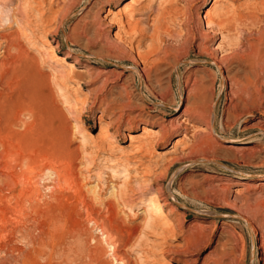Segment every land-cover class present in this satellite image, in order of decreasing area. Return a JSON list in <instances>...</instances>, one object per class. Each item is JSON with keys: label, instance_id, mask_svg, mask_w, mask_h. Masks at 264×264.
Wrapping results in <instances>:
<instances>
[{"label": "rangeland", "instance_id": "1", "mask_svg": "<svg viewBox=\"0 0 264 264\" xmlns=\"http://www.w3.org/2000/svg\"><path fill=\"white\" fill-rule=\"evenodd\" d=\"M124 4L142 16L127 35ZM209 9L242 22L209 28ZM4 33L40 72L0 38V264H264V0H0ZM106 123L108 149L94 143ZM144 125L163 135L138 167ZM14 180L22 214L6 205Z\"/></svg>", "mask_w": 264, "mask_h": 264}, {"label": "bare ground", "instance_id": "2", "mask_svg": "<svg viewBox=\"0 0 264 264\" xmlns=\"http://www.w3.org/2000/svg\"><path fill=\"white\" fill-rule=\"evenodd\" d=\"M51 2H53L54 3V0H51ZM39 4H41L40 2H39ZM126 10H128V6H127V4H124L120 9H119V11H118V16H119V18H117V19H115V21L117 22V25H118V27L120 28V31L121 32H123V33H125L126 35H127V33L132 29V27H137L138 25H140L141 23H142V16H140L139 14H138V18L136 17V13L134 14V13H128V14H124L123 13V11H126ZM235 14V13H234ZM140 16V17H139ZM144 16V15H143ZM222 17V16H221ZM238 17V18H237ZM115 18V17H114ZM144 18V17H143ZM241 17L239 16V15H234V16H229L228 14H225L224 15V17H222V18H219L218 20H215V19H213L212 18V11H211V9H209V10H207L206 12H205V15H204V19H205V21H206V25H207V27H209V28H211L214 24L220 29V30H225V31H231L232 30V24H233V21H238L237 19H239V21L241 20L240 19ZM235 19V20H234ZM242 21H240V23H241ZM240 25V24H239ZM245 25V24H244ZM38 26H40V25H38ZM236 30V29H235ZM14 32V31H13ZM9 33V32H8ZM250 33V32H249ZM15 34H17V33H15ZM14 33H10V34H0V38H2V39H4L3 41L6 43V51H5V53L7 52V54L9 55H12V52H14V54L16 53L17 54V57H18V62L20 61L19 59L21 58H24L25 60H24V74L25 75H31V76H35V75H37L38 74V71H39V66H38V64H36L34 61V57L32 58L31 57V55L29 54V52H27L28 50H26L25 49V47H24V45L21 43V40H20V38H18V36H16ZM19 35V34H18ZM21 36V35H20ZM23 36V35H22ZM25 36V35H24ZM23 36V37H24ZM146 37H148V36H146V34H144L143 35V37L140 39V41H143V39H145ZM37 44V43H36ZM36 46V45H35ZM34 49H37L36 47L34 48ZM142 51H140V52H138V57L137 58H140V59H144V54H142L141 53ZM47 53H49V54H52V56H53V59H52V61L54 62V63H56V64H61V63H63V64H65V67L67 66V67H69L70 69H71V71L74 69V64H71V63H66V58L65 57H60L59 55H58V53H57V50H56V48L54 47V46H50L49 47V50L47 51ZM146 54V53H145ZM49 56V55H48ZM8 57V56H7ZM15 57V56H14ZM16 57V58H17ZM15 58V59H16ZM49 58H50V56H49ZM139 59V60H140ZM5 61V60H4ZM4 61H2V62H4ZM17 61V60H16ZM7 62V61H6ZM22 62V61H21ZM20 62V63H21ZM1 64H4V63H1ZM21 65V66H22ZM40 72V71H39ZM41 77V76H40ZM52 77V76H51ZM38 78H39V75H38ZM56 78V77H55ZM51 80V79H50ZM38 81V80H37ZM35 96V95H34ZM82 103L83 104H85V100L84 101H82ZM81 103V104H82ZM75 104V103H74ZM212 118H214V117H212ZM211 121V120H210ZM107 125H102L101 127H100V129H99V131H98V136H99V141L97 142V141H95L94 143H95V146H97V147H106L107 146V143L108 142H112L113 141V136H112V133H111V130H110V127L108 126V123H106ZM77 126L79 127V128H82V126L81 125H79V124H77ZM77 127V128H78ZM212 128H213V126H212ZM82 130H83V132H84V128H82ZM141 131H142V133H143V136L140 138V140L138 141V146L136 147V149H134L133 151H134V153H133V155H132V159L130 160L131 161V163L132 164H136V165H138V167H141V165H143V163H142V158L140 159V157H136L135 155H143L144 156V154L145 153H147V151H148V147L150 146L151 148L153 147V143H151L152 141L150 140V138L152 139V138H161V136L163 135V134H161V133H159V130H154V129H151L149 126H147V125H144L142 128H141ZM82 135V134H81ZM85 135V134H84ZM115 138V137H114ZM130 138L131 139H133V137H131L130 136ZM137 139V138H136ZM84 140V139H83ZM137 145V144H136ZM152 145V146H151ZM179 144H175L174 146H173V148H172V150H170V151H167V152H165V153H163V156L165 157V159H168V160H175L176 159V157H174L173 156V153H175V151H176V149L178 148L177 146H178ZM107 148V147H106ZM68 149V148H67ZM108 149V148H107ZM152 153V152H151ZM148 154V153H147ZM187 155V154H186ZM146 156V155H145ZM142 157V156H141ZM8 168V167H7ZM51 168V167H50ZM125 168V170L123 171V175H122V177L123 178H126L127 176H128V172H127V168L126 167H124ZM137 168V167H136ZM31 169H33V168H31ZM34 171H35V169H34ZM33 170H32V172H34ZM114 171V170H113ZM60 172V171H59ZM115 173H117V171H114ZM10 173V172H9ZM127 173V174H126ZM12 174V173H11ZM17 174V173H16ZM34 174V173H33ZM20 175V174H19ZM13 176H15V175H13ZM18 176V175H17ZM16 176V177H17ZM23 176V175H22ZM24 176H25V174H24ZM23 176V177H24ZM28 176H30L29 174H28ZM58 176V175H57ZM59 176H62V175H60L59 174ZM58 176V178H60ZM9 177V176H8ZM7 177V178H8ZM19 177V176H18ZM25 179H26V176L24 177ZM29 178H31V177H29ZM9 179V178H8ZM10 179H11V177H10ZM10 179H9V181H10ZM13 179V178H12ZM18 179V178H17ZM20 179H22V178H20ZM28 179V178H27ZM56 179V178H55ZM63 179H65V178H63ZM19 180V179H18ZM31 180V179H30ZM29 180V181H30ZM66 180V179H65ZM68 180V179H67ZM28 181V180H27ZM26 181V182H27ZM59 181H61V180H59ZM8 182V181H7ZM22 182V181H21ZM25 182V183H26ZM62 182V181H61ZM67 182V181H66ZM9 183V182H8ZM7 183V184H8ZM11 183V182H10ZM28 184V183H27ZM26 184V185H27ZM11 185V184H10ZM19 184L18 183H16L15 182V180H14V182L12 181V185L8 188V193L6 194V196H5V200H6V205L7 206H13L14 207V209H16L17 210V212L18 213H20V214H22V211H23V209H24V207L22 206V204L24 203V198H22L21 199V197L19 198V195L16 193V187L18 186ZM25 185V184H24ZM36 185V184H35ZM34 185V186H35ZM52 185V184H51ZM125 186H124V190H119L120 192L119 193H123L124 194V192L125 191H127L126 189H128L130 186V184H124ZM8 186H9V184H8ZM33 186V185H32ZM38 186V185H37ZM37 186H35V188H34V190L33 191H30V192H32V195L35 197L34 198V200H36V202L35 203H37L38 202V204L39 205H41L40 204V200L42 199L41 197H40V191L37 189ZM60 186H62V183H60L59 185H52V186H50L49 187V189H50V191H51V189L52 188H55V189H52V191L53 190H56L58 187H60ZM26 188V187H25ZM32 188V187H31ZM60 188H62V187H60ZM119 188V187H118ZM131 188V187H130ZM28 189H30V188H28ZM22 190H24V189H22ZM21 190V191H22ZM78 191V190H77ZM7 192V191H6ZM79 192H81L80 190L77 192V193H79ZM24 193V192H23ZM56 192L55 191H53V195H51V197H54ZM20 194H22V192L20 193ZM25 194V193H24ZM113 195V194H112ZM21 196V195H20ZM24 196V195H23ZM31 196V195H30ZM84 196V195H83ZM82 196V197H83ZM81 197V198H82ZM55 198V197H54ZM30 199V198H29ZM83 199H85V197L83 198ZM4 200V201H5ZM26 200V199H25ZM44 200V199H43ZM57 200V199H56ZM80 200H82V199H80ZM83 202H84V200H82ZM81 202V201H80ZM162 201H160L157 197H156V195H151V197H149V200H148V202H146V207H147V209H150L151 208V210L153 211H156L158 214H160L161 216H162V218H166V215H165V213H164V209H163V204L161 203ZM41 203H42V201H41ZM43 203H45L46 205L48 204V202L47 201H43ZM44 204V205H45ZM85 204H87V202L85 203ZM90 204V203H89ZM24 205H25V203H24ZM43 205V204H42ZM84 206V205H83ZM106 206V205H105ZM85 207H88V204H87V206H85ZM111 207V206H110ZM37 209H39V208H37ZM90 209V208H89ZM88 209V210H89ZM86 210H87V208H86ZM90 211H92V210H90ZM54 212V211H53ZM3 213V212H2ZM15 213H16V211H15ZM15 213H13L12 215H10V216H8L7 218H5V221H4V223L5 224H7L10 220L12 221H14V222H18L17 221V213L15 214ZM50 213H51V211H50ZM63 213V212H62ZM66 214V213H65ZM155 214V213H154ZM152 212H150L145 218H144V221H145V223H147V224H149L150 222L152 223V222H154V220H155V222L157 221L156 220V217H155V215H154ZM45 215V214H44ZM50 215V214H49ZM53 215V214H52ZM61 215V214H60ZM53 215L52 217H51V220H50V223L49 224H55V225H58V223H61L62 222V220H63V218L65 217V216H63V215ZM157 215V214H156ZM6 216V215H5ZM51 216V215H50ZM63 216V217H62ZM21 217V216H20ZM161 218V217H160ZM66 219V218H65ZM19 220V219H18ZM3 222V221H2ZM154 222V223H155ZM144 224V223H143ZM150 225V224H149ZM148 225V226H149ZM152 225V224H151ZM102 233H100V234H103V236H104V238H106V239H108L109 237H108V232L106 233V232H104V229L102 228ZM3 237V236H2ZM108 241V240H107ZM115 245H111L110 247L112 248V251H113V254L115 255V251H116V249H115V247H114ZM110 248V249H111ZM19 250V249H18ZM118 251V250H117ZM118 254V253H117ZM116 256V255H115ZM117 260V259H116Z\"/></svg>", "mask_w": 264, "mask_h": 264}]
</instances>
